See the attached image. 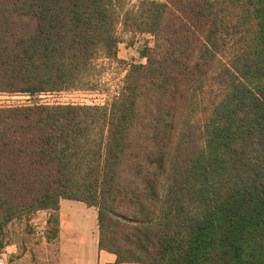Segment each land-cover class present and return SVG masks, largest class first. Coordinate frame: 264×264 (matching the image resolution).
<instances>
[{"label":"trees","instance_id":"1","mask_svg":"<svg viewBox=\"0 0 264 264\" xmlns=\"http://www.w3.org/2000/svg\"><path fill=\"white\" fill-rule=\"evenodd\" d=\"M119 27L154 43L110 102L0 107V253L70 200L111 264H264V0H0V93L89 85Z\"/></svg>","mask_w":264,"mask_h":264},{"label":"rangeland","instance_id":"2","mask_svg":"<svg viewBox=\"0 0 264 264\" xmlns=\"http://www.w3.org/2000/svg\"><path fill=\"white\" fill-rule=\"evenodd\" d=\"M141 0H126L128 8L137 6ZM122 41L117 60L95 61V75L89 85L80 89L31 96L20 93H0V107L45 105H103L110 102L124 86L125 77L134 63H145L140 50L153 45L150 34L129 33L118 28ZM197 119V118H196ZM66 203V202H64ZM59 238L52 242L46 239L48 212H39L30 220L17 221L10 226L12 244L0 253L5 264H59L61 247L81 245L86 240V254L92 249L93 234L98 231L97 211L77 201H68L59 210ZM71 236L67 230H71ZM80 236H83L81 238Z\"/></svg>","mask_w":264,"mask_h":264},{"label":"crops","instance_id":"3","mask_svg":"<svg viewBox=\"0 0 264 264\" xmlns=\"http://www.w3.org/2000/svg\"><path fill=\"white\" fill-rule=\"evenodd\" d=\"M68 201L69 200H62L60 203L61 208L62 206L66 205ZM81 204H84V203H81ZM93 209L95 210V208ZM71 233H72V229L67 230L68 235L71 236ZM93 236H95L93 239L94 242H92L93 246H92V249L89 255L86 254L87 250L83 246L87 243V241L82 240L80 241L81 245L61 247L59 264H111V263H114L117 259L116 255L109 253L107 251H103V250L101 251L99 249V235H98L97 230L94 232ZM80 237L83 238V236H80Z\"/></svg>","mask_w":264,"mask_h":264},{"label":"built area","instance_id":"4","mask_svg":"<svg viewBox=\"0 0 264 264\" xmlns=\"http://www.w3.org/2000/svg\"><path fill=\"white\" fill-rule=\"evenodd\" d=\"M72 91V90H71ZM62 92H67V91H62ZM106 104V103H105ZM105 104H103V105H105ZM0 264H5V260L2 258V257H0Z\"/></svg>","mask_w":264,"mask_h":264}]
</instances>
